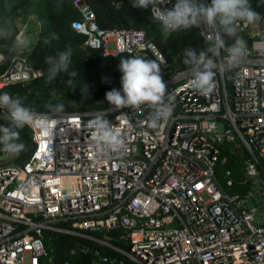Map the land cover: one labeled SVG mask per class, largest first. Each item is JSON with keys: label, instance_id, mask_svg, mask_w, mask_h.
<instances>
[{"label": "built area", "instance_id": "1", "mask_svg": "<svg viewBox=\"0 0 264 264\" xmlns=\"http://www.w3.org/2000/svg\"><path fill=\"white\" fill-rule=\"evenodd\" d=\"M73 3L80 18L71 28L85 36L84 44L107 54L163 56L173 115L152 128L148 106L32 111L28 158L21 164L2 161L6 152L0 158V264H44L43 229L112 247L127 258L124 264H264V215L258 209L264 206V18L238 22L246 55L229 64L222 49L214 57L216 87L203 95L191 86V68L168 61L144 32L101 29L84 0ZM199 29L211 45L218 38L207 26L209 37ZM37 74L24 56H12L0 72V88ZM97 116L121 130L119 152L97 155L90 126ZM224 144L245 154L244 176L252 183L246 195L226 191L231 171L223 174L224 185L215 176ZM117 229L127 248L109 242L106 232Z\"/></svg>", "mask_w": 264, "mask_h": 264}, {"label": "trees", "instance_id": "2", "mask_svg": "<svg viewBox=\"0 0 264 264\" xmlns=\"http://www.w3.org/2000/svg\"><path fill=\"white\" fill-rule=\"evenodd\" d=\"M94 14L97 26L107 31L131 28L145 33L149 41L157 43L165 58L175 65L187 69L185 49L194 48L197 52L207 50L211 43L201 35L199 27L181 29L164 38L161 26L153 21L150 9L135 8L134 0H84ZM210 2V0H209ZM251 7L264 13V0H249ZM80 18L79 8L73 0H0V72L8 60L22 55L27 65L38 74L27 80L5 84L0 93L7 92L20 97L26 107L37 113L86 112L109 107L105 96L113 88L122 89L119 70L123 57L134 56L130 52L103 53L84 44L85 36L71 28L72 22ZM21 31L19 38L16 37ZM26 40V46L15 48L16 41ZM71 47L73 55L68 72H59L49 78L50 65L47 57L58 58L59 54ZM211 53H209L210 55ZM75 72L76 75H70ZM71 81V83H69ZM74 102V103H73ZM62 104V111L54 106ZM6 109H0V126L9 122L3 119ZM25 150L11 161L23 163L32 149L30 131L27 126L20 131ZM0 145V155L4 154ZM245 154L224 144L216 164V178L224 185L223 174L231 171L232 186L226 191L246 195L252 186L244 176L243 159ZM121 229L109 230V242L118 248H127V243L118 240ZM102 237V234H98ZM40 237L44 245V264H124L127 258L114 248L99 244L84 237L57 230L43 229Z\"/></svg>", "mask_w": 264, "mask_h": 264}, {"label": "clouds", "instance_id": "3", "mask_svg": "<svg viewBox=\"0 0 264 264\" xmlns=\"http://www.w3.org/2000/svg\"><path fill=\"white\" fill-rule=\"evenodd\" d=\"M165 3L166 0H134L132 6L150 9L153 21L160 24L165 39L181 29L189 30L201 25L207 26L217 34L218 38L206 51L197 52L196 49L188 47L184 53V63L191 66L193 74L191 86L201 94L208 95L216 87L214 57H219L221 50L227 49L228 63L237 64L246 55V41L237 35L238 22L253 24L264 17L252 9L249 0H210V3H205L203 0H176L172 9L162 10L160 5ZM222 33L236 37L235 43L226 47L225 41L221 38ZM0 35L6 36V30H0ZM27 43L26 40L16 41L14 47L19 49ZM72 55V49L68 47L59 54L58 58H46V62L50 65V79L61 71L68 72ZM162 63H165L162 55L156 60H149L144 56L123 57L119 64L122 89L113 88L108 91L105 96L106 102L118 110L124 108L140 110L142 106L150 107L152 111L149 116V126L152 128L168 122L173 115L172 103L175 98L168 92L163 79ZM70 75L74 76L76 73ZM63 107L62 104H57L53 110L62 111ZM0 108L7 110L2 118L9 122L5 126H0V145L10 156H18L26 147L21 141L20 131L25 126L33 124L34 114L31 108L24 105L22 98L14 97L7 92L0 93ZM43 123L47 125V121ZM90 126L94 129L93 139L97 155L119 152L123 148L125 141L121 130L113 126L108 119L97 116L91 120Z\"/></svg>", "mask_w": 264, "mask_h": 264}, {"label": "water", "instance_id": "4", "mask_svg": "<svg viewBox=\"0 0 264 264\" xmlns=\"http://www.w3.org/2000/svg\"><path fill=\"white\" fill-rule=\"evenodd\" d=\"M199 28L204 29V34L206 35V37H209V33L205 30L204 25L199 26ZM221 38L225 41V46H227L230 43L231 44L234 43L236 40V37H230V36L223 34V33L221 34ZM144 58L149 59V60H153L149 55L145 56ZM247 203L250 204L252 207H255V203H254L252 198L247 199ZM253 215L255 217L256 222H258V223L262 222V218L257 214V210L253 211Z\"/></svg>", "mask_w": 264, "mask_h": 264}, {"label": "rangeland", "instance_id": "5", "mask_svg": "<svg viewBox=\"0 0 264 264\" xmlns=\"http://www.w3.org/2000/svg\"><path fill=\"white\" fill-rule=\"evenodd\" d=\"M110 44H111V47L113 48L114 45H113L112 43H110ZM3 156H4V154L0 155V158L3 157ZM11 159H12V156H10V155L7 153L5 159L2 160V161L9 162V161H11ZM2 161H1V162H2ZM258 209H259L260 213H261L262 215H264V206H261L260 203H259V204H258Z\"/></svg>", "mask_w": 264, "mask_h": 264}]
</instances>
